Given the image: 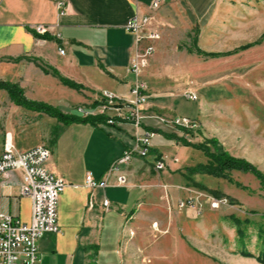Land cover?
I'll return each mask as SVG.
<instances>
[{
	"label": "crops",
	"instance_id": "crops-1",
	"mask_svg": "<svg viewBox=\"0 0 264 264\" xmlns=\"http://www.w3.org/2000/svg\"><path fill=\"white\" fill-rule=\"evenodd\" d=\"M175 2L163 0L152 10L151 0H0V153L6 134L15 151L44 145L50 151L45 168L65 181L57 206L59 231L44 233L37 240L41 264H124L121 236L161 218L166 194L185 197L172 185L163 192L161 184L177 180L166 170L175 164L165 158L174 144L167 134L184 138L186 131L173 127L166 134L164 126L150 117L138 130L129 122L107 124L105 116L99 115L90 116L95 119L91 122L65 123L47 112L19 105L2 84L16 85L27 101L80 118L84 117L76 107H93L101 91L128 98L134 78L128 65L147 41L136 43L125 24L134 14L166 15L164 8ZM37 24L49 29L38 34ZM150 61L149 70L153 69ZM149 70L144 69L141 77L150 86ZM55 73L80 87L63 84ZM148 94L145 113L179 115L169 106L170 96H162L154 86L148 87ZM144 129L158 130L148 154H135L118 171H109L110 162L134 145L135 131ZM159 157L166 167L157 172L153 165ZM88 172L104 180L105 186L88 187ZM117 175L125 177L124 184H117ZM21 183L20 170L0 176V212L29 221L31 201L21 195ZM104 199L108 205L102 204Z\"/></svg>",
	"mask_w": 264,
	"mask_h": 264
},
{
	"label": "rangeland",
	"instance_id": "rangeland-1",
	"mask_svg": "<svg viewBox=\"0 0 264 264\" xmlns=\"http://www.w3.org/2000/svg\"><path fill=\"white\" fill-rule=\"evenodd\" d=\"M164 12L145 82L197 127L172 138L165 158L175 164L165 167L177 180L161 186L203 211L180 213L166 194L161 218L121 236L124 264H264V0H176ZM206 151L243 159L260 176L219 169Z\"/></svg>",
	"mask_w": 264,
	"mask_h": 264
},
{
	"label": "built area",
	"instance_id": "built-area-1",
	"mask_svg": "<svg viewBox=\"0 0 264 264\" xmlns=\"http://www.w3.org/2000/svg\"><path fill=\"white\" fill-rule=\"evenodd\" d=\"M163 0H151L150 7L156 10ZM62 6V3L60 4ZM163 22H156L155 17L149 14H134L125 24V29L130 31L136 43L146 40L147 43L133 55L128 65L134 78L129 87V97L119 96L111 91H101L95 97L93 107L78 105L76 111L83 117L105 116L107 124L129 122L135 128L141 129L144 119L150 117L156 124L170 127H180L192 130L197 127L195 119L185 115H164L155 112L145 113V105L149 99L148 86L141 77L142 71L148 65L149 59L155 51L154 42L159 39V28ZM49 28L37 24L34 30L44 34ZM63 54L64 50L59 49ZM189 99H196L194 93L188 94ZM112 114H107V111ZM157 135L155 129L135 131L134 145L122 150L109 166V171H118L124 164H128L136 154L144 157L151 147V140ZM50 156L49 149L44 145H37L24 151H15L11 138L5 135L0 153V176L9 170L22 172L21 195L27 196L31 201L29 221L16 219L12 214L0 212V264H41L38 258V238L44 233H57V206L59 194L65 186L62 177L55 175L45 168V162ZM164 158L160 157L154 162L156 171L165 167ZM118 185L125 183V177L116 176ZM88 187H103L104 180H97L91 173L85 175ZM102 204L108 205L104 199ZM218 202L211 200L210 207L216 208ZM179 212L193 210L195 215L202 214V207L190 197L178 198Z\"/></svg>",
	"mask_w": 264,
	"mask_h": 264
},
{
	"label": "trees",
	"instance_id": "trees-1",
	"mask_svg": "<svg viewBox=\"0 0 264 264\" xmlns=\"http://www.w3.org/2000/svg\"><path fill=\"white\" fill-rule=\"evenodd\" d=\"M195 37L193 38V42H194V48L196 50V52H200L201 50L198 48V46L195 44ZM55 75H57V77L60 79V81L69 86V87H73V88H79L80 86L78 84H76L75 82L64 78L62 76H60L59 74L55 73ZM9 92L10 96L13 98V100L18 103L19 105H23L25 107H29L31 109H35V110H39V111H44L49 113L52 116H55L57 119H59L62 122L65 123H69L72 121H86V120H90L93 121L95 120L94 118L90 117V116H86L84 118H80L78 115H67L64 113H61L57 108L50 106L48 104H44V103H36V102H31V101H27L21 94V91L19 90V88L16 87V85H10V84H2ZM184 130V129H183ZM158 131V130H156ZM184 131H188V130H184ZM168 137L173 138V135L167 134ZM207 156L210 158V161L213 162L214 164H216L219 169H231V168H235V169H240L243 171H253L254 174H257L258 176H260V174L254 170V168L246 161H244L243 159H239V158H234L229 156L228 154H226L225 152H210V151H206Z\"/></svg>",
	"mask_w": 264,
	"mask_h": 264
}]
</instances>
